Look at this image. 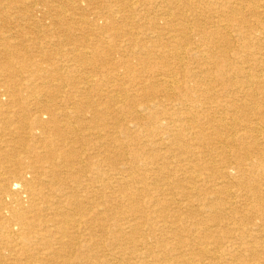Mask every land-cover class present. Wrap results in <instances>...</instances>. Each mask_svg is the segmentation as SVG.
Returning a JSON list of instances; mask_svg holds the SVG:
<instances>
[{"label": "bare ground", "instance_id": "bare-ground-1", "mask_svg": "<svg viewBox=\"0 0 264 264\" xmlns=\"http://www.w3.org/2000/svg\"><path fill=\"white\" fill-rule=\"evenodd\" d=\"M0 264H264V0H0Z\"/></svg>", "mask_w": 264, "mask_h": 264}, {"label": "rangeland", "instance_id": "rangeland-1", "mask_svg": "<svg viewBox=\"0 0 264 264\" xmlns=\"http://www.w3.org/2000/svg\"><path fill=\"white\" fill-rule=\"evenodd\" d=\"M5 166V165H4Z\"/></svg>", "mask_w": 264, "mask_h": 264}]
</instances>
